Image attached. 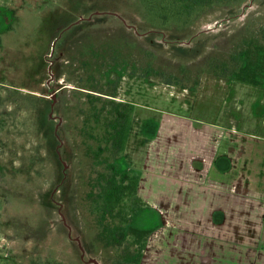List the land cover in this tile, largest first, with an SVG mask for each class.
<instances>
[{"label":"rangeland","instance_id":"374dc122","mask_svg":"<svg viewBox=\"0 0 264 264\" xmlns=\"http://www.w3.org/2000/svg\"><path fill=\"white\" fill-rule=\"evenodd\" d=\"M107 101L129 104L119 150ZM228 127L264 140V0L189 24L141 0H0V264H143L131 228L164 217L196 237L200 204L170 183Z\"/></svg>","mask_w":264,"mask_h":264},{"label":"crops","instance_id":"0c3cea01","mask_svg":"<svg viewBox=\"0 0 264 264\" xmlns=\"http://www.w3.org/2000/svg\"><path fill=\"white\" fill-rule=\"evenodd\" d=\"M229 128L222 134L209 128L217 148L185 161L170 183L189 195L187 203L200 204L196 237L179 235L164 217L149 235L143 264H264V140L253 147Z\"/></svg>","mask_w":264,"mask_h":264},{"label":"trees","instance_id":"16d2710c","mask_svg":"<svg viewBox=\"0 0 264 264\" xmlns=\"http://www.w3.org/2000/svg\"><path fill=\"white\" fill-rule=\"evenodd\" d=\"M145 6H149L151 8H159L162 12V19L166 23H186L189 24L191 21L196 20L198 17H200L201 14L206 13L208 11H211L213 9L219 8V7H226V6H236V5H241L244 3L246 0H141ZM167 3V4H166ZM169 5V6H168ZM171 8L174 9V14L169 15V9ZM252 72L249 68L243 67L242 69L235 70L232 73V77L234 80L238 82H246L250 84H256V79L252 76ZM104 109L103 111L109 113L110 117H116L115 121L117 122L118 128L117 131L115 130V141H116V147L117 150L120 149L123 139L125 136V131H126V122H127V112L125 109L129 107V104L127 103H119V102H114V101H107L104 104ZM106 113V114H107ZM105 121V119L103 118ZM106 124V121H105ZM101 126V125H99ZM106 126V125H105ZM97 127V126H96ZM93 131H96L98 127L95 129L93 127ZM99 131V130H97ZM99 135L98 137H101L103 144L100 145V149L103 147H107V149L110 147L111 148V136L112 133L108 131L107 127L103 129L101 132H98ZM95 148V146H93ZM99 148V146H98ZM127 178V176H125ZM105 196L106 198L110 195H114L117 193V190L119 188L118 185H116L115 181L112 182H107L105 186ZM133 187L134 189H137L139 187L138 181L135 180L133 181ZM104 202L106 204L107 200L104 199ZM104 204V205H105ZM132 235L136 237L138 240H140L142 237H148L150 235V230H141L138 228H131ZM147 240V239H146ZM146 242L144 241V249L146 246ZM142 259V257H141ZM140 260L137 262L139 264Z\"/></svg>","mask_w":264,"mask_h":264}]
</instances>
